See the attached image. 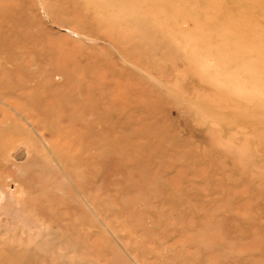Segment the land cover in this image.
I'll use <instances>...</instances> for the list:
<instances>
[{"label": "rangeland", "instance_id": "374dc122", "mask_svg": "<svg viewBox=\"0 0 264 264\" xmlns=\"http://www.w3.org/2000/svg\"><path fill=\"white\" fill-rule=\"evenodd\" d=\"M0 264H264V0H0Z\"/></svg>", "mask_w": 264, "mask_h": 264}]
</instances>
